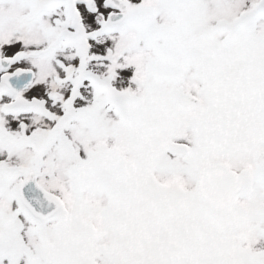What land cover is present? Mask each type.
Returning <instances> with one entry per match:
<instances>
[{"label":"snow or ice","instance_id":"snow-or-ice-1","mask_svg":"<svg viewBox=\"0 0 264 264\" xmlns=\"http://www.w3.org/2000/svg\"><path fill=\"white\" fill-rule=\"evenodd\" d=\"M0 264H264V0H0Z\"/></svg>","mask_w":264,"mask_h":264}]
</instances>
